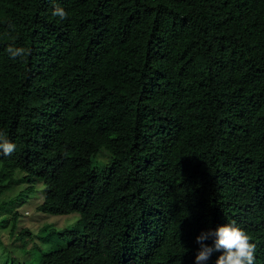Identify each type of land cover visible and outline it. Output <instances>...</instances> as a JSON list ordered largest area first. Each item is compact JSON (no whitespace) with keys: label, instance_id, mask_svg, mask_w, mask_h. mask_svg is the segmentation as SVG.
Returning <instances> with one entry per match:
<instances>
[{"label":"trees","instance_id":"trees-1","mask_svg":"<svg viewBox=\"0 0 264 264\" xmlns=\"http://www.w3.org/2000/svg\"><path fill=\"white\" fill-rule=\"evenodd\" d=\"M0 133V191L78 214L33 264H195L233 220L264 264V0H0Z\"/></svg>","mask_w":264,"mask_h":264},{"label":"rangeland","instance_id":"rangeland-1","mask_svg":"<svg viewBox=\"0 0 264 264\" xmlns=\"http://www.w3.org/2000/svg\"><path fill=\"white\" fill-rule=\"evenodd\" d=\"M96 158L106 161L105 154H98ZM20 176L18 170L12 169L1 181L12 180L0 191V264H33L39 251H46L51 243L39 238L42 234L39 229L45 226L58 232L75 225L78 218L76 212L48 214L38 211L36 206L43 196L42 183L38 179L25 183L19 180ZM22 229L29 234L18 237L17 232Z\"/></svg>","mask_w":264,"mask_h":264},{"label":"clouds","instance_id":"clouds-1","mask_svg":"<svg viewBox=\"0 0 264 264\" xmlns=\"http://www.w3.org/2000/svg\"><path fill=\"white\" fill-rule=\"evenodd\" d=\"M52 16L62 21L68 19V13L58 5L54 7ZM6 51L10 59L30 54L28 49L17 47L14 42L8 45ZM15 151L16 144L7 139L5 134L0 133V154L10 156ZM206 240H211L212 243L206 244ZM196 242L200 247L195 256V264H204L214 251L221 253L215 264H255L257 246L251 242L247 232L234 220L218 225L215 229L209 228L201 231L196 237Z\"/></svg>","mask_w":264,"mask_h":264}]
</instances>
